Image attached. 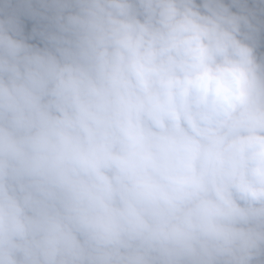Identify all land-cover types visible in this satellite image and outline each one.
<instances>
[{
	"label": "clouds",
	"instance_id": "clouds-1",
	"mask_svg": "<svg viewBox=\"0 0 264 264\" xmlns=\"http://www.w3.org/2000/svg\"><path fill=\"white\" fill-rule=\"evenodd\" d=\"M0 264H264V0H0Z\"/></svg>",
	"mask_w": 264,
	"mask_h": 264
}]
</instances>
